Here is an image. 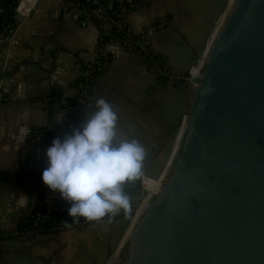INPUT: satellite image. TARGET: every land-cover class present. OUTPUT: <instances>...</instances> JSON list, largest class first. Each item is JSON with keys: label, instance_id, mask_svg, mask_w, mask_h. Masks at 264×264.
<instances>
[{"label": "crops", "instance_id": "0c3cea01", "mask_svg": "<svg viewBox=\"0 0 264 264\" xmlns=\"http://www.w3.org/2000/svg\"><path fill=\"white\" fill-rule=\"evenodd\" d=\"M113 1L138 4L123 10L126 22L136 34L150 30L143 47L161 55L178 74L195 63L205 46L210 49L234 0L225 1L213 26H207L201 44L192 33L193 44L183 36L182 26L191 12L179 5L180 0ZM37 2L33 14L34 4L27 13L16 12L17 23L11 33L0 30V230L5 233L0 237V264H107L127 245L137 213L132 220L130 212H122L111 223L105 218L45 233L18 232L20 216L32 212L36 205L46 214L69 205L43 184L46 150L55 138L71 131L73 117L79 127L85 113L102 97L118 109L119 130L146 148L143 171L149 178L142 200L150 202L161 190L180 149L191 90L179 87L181 84L161 83L141 54L121 41L108 40L102 48L104 30L93 22L84 23L81 8L67 7L66 0ZM156 22L164 23L162 29L151 28ZM196 46L200 48L196 50ZM102 52L111 57L110 63L105 68L91 67L97 71L92 81L84 82L85 92H81L77 81L83 64L89 68L95 65ZM54 90L61 93L62 100L85 94V102L74 109V116L62 110L59 101L51 111L44 98ZM50 127L56 128L57 134L47 145L42 138Z\"/></svg>", "mask_w": 264, "mask_h": 264}, {"label": "water", "instance_id": "95a60500", "mask_svg": "<svg viewBox=\"0 0 264 264\" xmlns=\"http://www.w3.org/2000/svg\"><path fill=\"white\" fill-rule=\"evenodd\" d=\"M189 89L180 149L120 264H264V0L236 1Z\"/></svg>", "mask_w": 264, "mask_h": 264}, {"label": "clouds", "instance_id": "9594fccd", "mask_svg": "<svg viewBox=\"0 0 264 264\" xmlns=\"http://www.w3.org/2000/svg\"><path fill=\"white\" fill-rule=\"evenodd\" d=\"M118 109L95 101L79 127L55 138L46 150L43 184L70 205L68 215L100 222L127 215L132 198L125 186L143 176L147 151L118 128Z\"/></svg>", "mask_w": 264, "mask_h": 264}, {"label": "trees", "instance_id": "16d2710c", "mask_svg": "<svg viewBox=\"0 0 264 264\" xmlns=\"http://www.w3.org/2000/svg\"><path fill=\"white\" fill-rule=\"evenodd\" d=\"M69 1L79 2L80 4L88 6V7L94 6L93 2H91L92 0H89V1L88 0H69ZM99 1H101V5H104V4L107 5L112 2V6L114 9L110 8V10H116L115 16L117 18L123 19L121 6L119 3L113 0H99ZM18 4H19V0H0V7H3V12H0V30L6 34H8L9 31L12 29V26L17 23L16 7L18 6ZM132 6L133 5L130 2H124L122 4V7L127 8V9H131ZM115 7H119V8L116 9ZM96 21H99V19H97ZM123 23L125 24L126 20H124ZM119 38L120 36H116V34H114V31L109 36L102 34L101 39H100L101 47L103 48V45L106 41L108 40L116 41ZM122 39L123 38H120V41H122ZM103 54L104 53L102 52V55L100 57V63L102 67L105 68L110 63L111 57L107 56L106 54L105 55ZM156 56L158 57V59L160 60L162 59V58H159L161 55L156 54ZM96 71H97L96 69L91 70V68H89L87 64H83V74L77 81V84H79L81 92H85L83 90L84 82L88 80L92 81V77L94 76V73ZM168 71L174 73L170 68H168ZM160 82L161 83H166V82L171 83L172 82L174 85L180 84V81H177V80L169 81V80L164 79V80H160ZM81 95L82 94H80L78 97L71 98L68 100H62L61 93L57 90H54L51 92V94H49L48 96L44 98V101L46 103V107L51 111L56 109L55 108L56 101H59V104H58L59 107L62 110L71 112V115L74 116V113H73L74 109L81 105V102L79 100V97ZM83 95L85 96V94ZM73 119L75 120L74 117ZM43 133H45V130L42 132V134ZM56 134H57L56 128L54 129L50 127L46 129L45 136L52 138ZM138 181L139 179L134 182L139 183ZM126 189H127V186H125V190ZM69 207L70 205H63L58 210L54 211L53 213L46 214L42 206L36 205V208L32 212L24 213L20 216L18 220L17 230L19 233H27L31 231L45 233L52 229L69 227V226L87 221L84 218H79L78 221L74 222L73 218H70L68 215ZM3 236H5V233L0 230V237H3Z\"/></svg>", "mask_w": 264, "mask_h": 264}, {"label": "built area", "instance_id": "2783aa9c", "mask_svg": "<svg viewBox=\"0 0 264 264\" xmlns=\"http://www.w3.org/2000/svg\"><path fill=\"white\" fill-rule=\"evenodd\" d=\"M91 2H93V4H94V6H92V7H88V6L80 4L79 2H74V1H69V0H66L65 3H66L67 7L77 6L83 10V12L85 14L84 20H83L84 23H88V22L95 23L96 25L99 26V28H103L104 34L108 35V36L114 31V34H116V36H120V38H123L121 42L123 43V45L125 47L130 48V49H133V47H134V49L137 52H140V54L143 55L145 58L148 56V58L150 60L152 59V55H154L153 52L149 49H146V47L144 48L143 47L144 43L141 46L140 40L136 41V33H134V31L131 29L129 24L127 22L125 24L123 23L125 20L123 10H127V8L122 7V3L120 4V6H121L122 14H123V16H122L123 19L117 18L115 16L116 10H110V8L114 9L112 6V2L110 4H107V5L106 4L101 5V1H99V0H92ZM17 7H16V9H17ZM115 8L118 9L119 7H115ZM0 12H3V7H0ZM95 18L99 19V21H96L97 19H95ZM9 32L11 33L12 29ZM120 38L118 39V41H120ZM144 38L145 37H143V40H144ZM205 48H206V46H205ZM205 48L203 49L202 55H200L202 57V59H200V57H199V59H196L195 63L187 70L186 74L183 75V77L177 76V74H174V73L168 71V67L164 63H162L161 61L152 64V62L150 60H148V62L150 61V63H149L150 71H151L152 75H154L158 80L166 79L169 81H176V80L179 81V80L184 79V80H186L188 85H195L196 79L201 76V71L203 68L204 59L209 52V50H206ZM99 65H101V63L98 60V62H96L95 65L90 66V68L91 67L93 68V67H96ZM151 66H152V68H151ZM0 96H1V93H0ZM79 100H80L81 104L84 103L85 102V96H83V94H82L79 97ZM73 127H77L75 120H72L71 125H70V128H73ZM70 128H68L67 130H69ZM53 137H55V136H53ZM52 138L44 136L42 138V140L48 145V144H50ZM148 176L149 175L145 171H143V176L139 179L142 187H144L145 185H148L147 184L148 178H149ZM166 177H168V176L166 175ZM156 194H154L153 197ZM32 232H34V231H32ZM126 246L127 245H124L118 254L116 251L111 256V258L109 259L107 264H116V260H120V259L122 260L126 255Z\"/></svg>", "mask_w": 264, "mask_h": 264}, {"label": "rangeland", "instance_id": "374dc122", "mask_svg": "<svg viewBox=\"0 0 264 264\" xmlns=\"http://www.w3.org/2000/svg\"><path fill=\"white\" fill-rule=\"evenodd\" d=\"M225 1L226 0H180V4L179 5H181L183 7H187L190 10V12H191V14L188 16L187 21H185L183 23V26H182V29L184 31L183 32L184 33L183 36H186L188 38V41L191 44H193V41H192V38H191V33H192V36H194L193 39L195 41H198V40L201 39L200 40L201 42L199 41L200 44L203 42L202 38H203V35H204L205 31L207 30L206 29L207 26H209V25L213 26V24L216 21L217 16L219 15V13L224 8ZM19 2H20V0H19ZM132 2H131V4L133 5L132 7L137 8L138 4L136 2H133V3ZM231 3H232V6H233L234 1L231 2ZM232 6H231V9H232ZM169 16H171V15H168L166 18L168 19ZM163 24H164L163 22H156V23H154L152 25L151 28L153 30L154 29L155 30H160V29H162ZM149 31L150 30H146L145 29L140 34H136V41L140 40L141 46L144 43L143 37H146V35H147V33ZM178 36L181 38L180 35H178ZM199 48L200 47H197L196 50H198ZM128 49L130 51H132V52L140 53V52H137L134 49V47H133V49H130V48H128ZM146 49H149V48L146 47ZM153 54L154 55H152V59L151 60L148 58V56L145 58L143 55H141L146 60V64L148 66V70L149 71H150V65H149L150 61L152 62V64L161 61L162 63H164L167 66V64H166V62H165V60H164V58L162 56L159 57V58H162L160 60V59H158V57L156 56V54L154 52H153ZM148 60H150V61L148 62ZM151 68H152V66H151ZM187 70L185 72H182V73L178 72V74L177 73H174V74H177V76L183 77V75L186 74ZM150 73H151V71H150ZM179 81H180V84H181L179 87H185L186 89L187 88L189 89V85L186 82V80L182 79V80H179ZM138 182L139 183L131 182V183L126 185L127 186L126 191L128 193H131V195H133V197H132L133 200H134V198L138 197V195L141 193L140 188H143L142 185H141L140 180ZM135 205H136V203L134 201H132V206L134 207ZM135 213L136 212L134 211V214ZM130 215H131V213H130ZM120 262L121 261H119V264H120Z\"/></svg>", "mask_w": 264, "mask_h": 264}, {"label": "bare ground", "instance_id": "6f19581e", "mask_svg": "<svg viewBox=\"0 0 264 264\" xmlns=\"http://www.w3.org/2000/svg\"><path fill=\"white\" fill-rule=\"evenodd\" d=\"M38 0H20V4H19V12L21 13H27L29 11V7L32 6L33 4H35ZM236 1L237 0H234V3H233V6H232V9L234 8L235 4H236ZM231 9V10H232ZM143 198V197H142ZM149 203L147 201H144V200H141L140 201V205H139V208L138 210L136 211V213L138 214V219L137 221L139 220L140 218V215L141 213L143 212L146 204Z\"/></svg>", "mask_w": 264, "mask_h": 264}]
</instances>
